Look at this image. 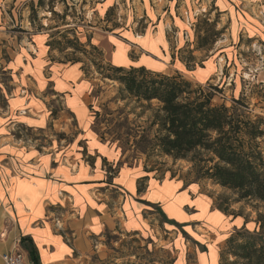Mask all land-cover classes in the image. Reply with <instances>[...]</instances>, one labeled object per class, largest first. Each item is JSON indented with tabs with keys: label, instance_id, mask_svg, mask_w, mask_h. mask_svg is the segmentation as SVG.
Returning <instances> with one entry per match:
<instances>
[{
	"label": "crops",
	"instance_id": "1",
	"mask_svg": "<svg viewBox=\"0 0 264 264\" xmlns=\"http://www.w3.org/2000/svg\"><path fill=\"white\" fill-rule=\"evenodd\" d=\"M112 4L101 0L100 10ZM134 5L151 28L136 35L95 32L90 38L108 51L111 66H143L198 83L212 79L220 63L208 58L186 71L171 58L189 36H204L193 24L200 14L217 34L222 66L243 55L236 62H242L248 85L264 84V0ZM36 8L37 0H0V257L16 245L28 257L31 246L38 264H88L95 251L103 258L99 247L108 234L141 236L162 246L169 240L162 234L169 236L177 224L186 229L227 220L230 214L214 206L201 180L127 161L116 142L98 135L91 115L97 81L81 60L59 58L48 45L51 30H34L28 17Z\"/></svg>",
	"mask_w": 264,
	"mask_h": 264
},
{
	"label": "rangeland",
	"instance_id": "2",
	"mask_svg": "<svg viewBox=\"0 0 264 264\" xmlns=\"http://www.w3.org/2000/svg\"><path fill=\"white\" fill-rule=\"evenodd\" d=\"M100 3L101 0H44L35 11H30L28 18L33 19L31 24L34 30H51L52 38L49 42L52 41L53 49L60 59L81 60L85 73L96 79L91 115L94 117L93 128L101 138L116 142L126 154L127 161L141 160L149 168H156L159 173L168 170L170 176L178 174L181 177L196 178V170L191 161L173 160L161 154L155 146V137L161 135L154 123L155 115L159 113L158 101H146L129 94L119 81L122 73L116 72L108 61V51L104 52L97 47L93 50L90 43L95 32H113L119 36L126 35L128 31L127 34L136 35L144 28H151L153 23L148 22L134 5L139 0H107V3L113 4L104 11V7L100 10ZM193 20L195 30L203 29L204 35L211 37V32L207 31L209 22L206 17L199 14ZM175 34L176 30L171 27L169 42L173 48L176 44ZM198 36L195 33L192 40L190 36L189 40L184 38L186 41L182 44L183 48L176 55L172 54L171 58L175 62L180 61L186 71L203 66L208 58L211 62L220 63V67L218 64L217 75L202 83L183 76L189 80L191 88L201 87L205 92L213 93V104L229 107L234 104V100L242 99L247 103V110L252 116L263 114L264 104L261 102L264 99V84L248 85L249 77L244 76L246 71L242 68V62H236L243 55L235 54L236 57L233 56L231 61L227 60L225 66H222L221 56L217 55L221 49L217 44L218 39L213 42L207 39L208 43H204V38ZM201 43L203 46L199 49ZM215 47H218L217 50H214ZM119 48L116 51L122 55ZM196 49L202 50L201 54H195ZM255 58L258 59V55ZM234 61L235 69L231 67ZM253 74L256 75L257 71H253ZM201 182L215 200H227L228 211L231 213L227 220L213 225L193 224L186 229L177 224L169 236L162 234V237H169L168 242L162 246L141 236L108 234L103 239V247H99L101 251L104 250L103 258H98L99 254L95 251L88 264H218V254L230 232L240 228L257 231L255 219L258 213L264 214V203L235 202L231 191L214 187L208 180L202 179Z\"/></svg>",
	"mask_w": 264,
	"mask_h": 264
},
{
	"label": "trees",
	"instance_id": "3",
	"mask_svg": "<svg viewBox=\"0 0 264 264\" xmlns=\"http://www.w3.org/2000/svg\"><path fill=\"white\" fill-rule=\"evenodd\" d=\"M41 3L44 0H37V7ZM208 26L211 37H201L204 43L213 42L217 35L212 24ZM48 45L54 48L52 41ZM112 68L122 73L119 81L129 94L158 101L154 123L161 135L155 137V146L161 154L191 161L196 179L231 191L235 202L264 203V113L252 116L242 99L229 107L213 104V93L191 88L178 73H154L143 66ZM213 204L231 214L226 199H214ZM255 223L257 231L240 228L229 234L218 264H264V214L258 213ZM27 251L31 264H38L33 247Z\"/></svg>",
	"mask_w": 264,
	"mask_h": 264
},
{
	"label": "built area",
	"instance_id": "4",
	"mask_svg": "<svg viewBox=\"0 0 264 264\" xmlns=\"http://www.w3.org/2000/svg\"><path fill=\"white\" fill-rule=\"evenodd\" d=\"M0 260V264H31L27 255L17 245L12 250L4 252Z\"/></svg>",
	"mask_w": 264,
	"mask_h": 264
}]
</instances>
